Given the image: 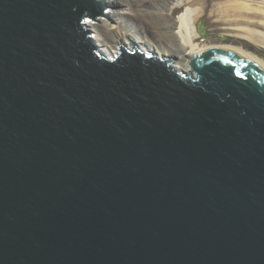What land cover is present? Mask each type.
<instances>
[{
    "label": "water",
    "instance_id": "obj_1",
    "mask_svg": "<svg viewBox=\"0 0 264 264\" xmlns=\"http://www.w3.org/2000/svg\"><path fill=\"white\" fill-rule=\"evenodd\" d=\"M99 0H0V264H264V68L101 57Z\"/></svg>",
    "mask_w": 264,
    "mask_h": 264
},
{
    "label": "bare ground",
    "instance_id": "obj_2",
    "mask_svg": "<svg viewBox=\"0 0 264 264\" xmlns=\"http://www.w3.org/2000/svg\"><path fill=\"white\" fill-rule=\"evenodd\" d=\"M213 1L110 0L111 10L117 9L113 13L110 11L104 13L103 17L110 16L107 20L110 21V25L102 19L96 24H92L87 19L85 26L94 38L93 41L90 40L99 50L98 54L109 61L118 58L120 45L132 51L131 44L143 53L153 54L157 59L174 60L171 66L179 73L189 74L191 68L188 62L207 51H241L254 65L264 68V60L240 46L225 44L214 46L205 43L198 29L201 16L208 12L210 22L215 23L216 28L229 38L243 40L264 49V0H216L215 3ZM209 3L211 6H208ZM175 15H177L176 18H174ZM119 16H123L125 20L141 17L149 22H152L153 18L162 21L167 26L169 38L178 46V50L176 52L168 49L157 51L150 42H145V39H140L136 35L135 37L123 34L120 31L121 26L117 27V24L110 20L111 17ZM135 28L136 34L139 33L138 28Z\"/></svg>",
    "mask_w": 264,
    "mask_h": 264
},
{
    "label": "rangeland",
    "instance_id": "obj_3",
    "mask_svg": "<svg viewBox=\"0 0 264 264\" xmlns=\"http://www.w3.org/2000/svg\"><path fill=\"white\" fill-rule=\"evenodd\" d=\"M105 2V6L107 9V12L110 11L113 13V11H116L117 9L111 10V6H109L110 0H103ZM222 1V0H220ZM216 0L213 1L215 3ZM208 6H211L209 3ZM149 8V6H147ZM210 9V7H208ZM108 15V14H107ZM150 16V15H149ZM110 16L104 17L106 20L109 19ZM177 15L174 16L176 18ZM173 18V19H174ZM151 19V18H150ZM100 19H97V21ZM111 22L114 24H117V27H120V31L125 35H131V36H138L140 39H145V42H150L151 45L157 50L162 51L167 49L170 51L178 50V46L172 41V39L169 38V33L167 30V26L164 25V23L160 20H157L156 18L152 19V22L147 21L146 19H143L141 17L138 18H128L127 20L124 19L123 16L119 17H111ZM95 21V22H97ZM110 22V21H109ZM138 28L139 33L136 34V28ZM198 29L200 31V34L202 36V40L205 43H209L210 45H235L240 46L249 53L258 56L260 59L264 60V49H261L259 47H256L255 45L245 42L243 40H238L235 38H229L226 36L220 29H217L215 26V23H211L209 20V13L205 12L199 21ZM89 38L92 40L94 39L92 37L91 32L88 30ZM120 33V32H119ZM135 36V37H136ZM92 37V38H91ZM145 37V38H144ZM93 41V40H92ZM94 43V42H93Z\"/></svg>",
    "mask_w": 264,
    "mask_h": 264
}]
</instances>
